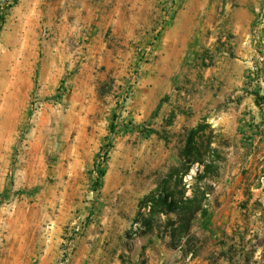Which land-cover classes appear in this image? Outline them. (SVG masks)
Segmentation results:
<instances>
[{"label": "rangeland", "instance_id": "rangeland-1", "mask_svg": "<svg viewBox=\"0 0 264 264\" xmlns=\"http://www.w3.org/2000/svg\"><path fill=\"white\" fill-rule=\"evenodd\" d=\"M184 7L217 22L198 59L233 60L237 121L190 146L174 124L191 55L157 52ZM4 17L0 264H264V0H17Z\"/></svg>", "mask_w": 264, "mask_h": 264}, {"label": "crops", "instance_id": "crops-1", "mask_svg": "<svg viewBox=\"0 0 264 264\" xmlns=\"http://www.w3.org/2000/svg\"><path fill=\"white\" fill-rule=\"evenodd\" d=\"M217 22H205L194 16L190 7L182 8L178 15L169 22L164 28L160 44L157 48L159 58L164 61H174L175 65L182 68L184 58L191 55L193 75H191L190 85L186 91V107L178 115L175 124V131H188L195 129L201 123L211 125V128L232 135L236 118L228 111L225 105V97L229 87L222 85L223 71L225 67L232 63L228 57L214 54L215 58L209 61L207 57L200 53L206 46V42L214 39V33H208V28H216ZM154 24L149 25L153 27ZM204 42V43H203ZM15 51V52H14ZM11 51L9 54L15 56L18 50ZM198 53V54H197ZM195 61H199L195 63ZM199 76L197 77V74ZM193 80V82H192ZM14 96V85L7 82H0V97L5 102ZM5 116V118H4ZM0 129H9L8 116H1ZM187 143V141H186ZM185 143V144H186ZM147 264H167L165 258L155 260L153 254L149 256ZM27 263H31V258H27ZM264 261V258H259ZM190 261V260H189ZM254 263V262H252ZM260 262H258L259 264Z\"/></svg>", "mask_w": 264, "mask_h": 264}, {"label": "trees", "instance_id": "trees-1", "mask_svg": "<svg viewBox=\"0 0 264 264\" xmlns=\"http://www.w3.org/2000/svg\"><path fill=\"white\" fill-rule=\"evenodd\" d=\"M203 127H204V126H199L198 128H196V129H192V130L190 131L189 136H188V139H187V145H188V146H190L192 143L194 144L196 134H198L199 131H200L201 129H203ZM101 175H103V171H100V175H99L98 178H97V185L99 184V181H100V177H101ZM153 200L156 201V202H163V203L168 202V198H167V196H166V197H160L159 200H155V199H153ZM170 206H171V208H173V209L180 208V207L178 206V202H176V201H175V202H170ZM197 209H200V206H198Z\"/></svg>", "mask_w": 264, "mask_h": 264}, {"label": "built area", "instance_id": "built-area-1", "mask_svg": "<svg viewBox=\"0 0 264 264\" xmlns=\"http://www.w3.org/2000/svg\"><path fill=\"white\" fill-rule=\"evenodd\" d=\"M17 0H0V26L3 23L7 9L13 6Z\"/></svg>", "mask_w": 264, "mask_h": 264}]
</instances>
